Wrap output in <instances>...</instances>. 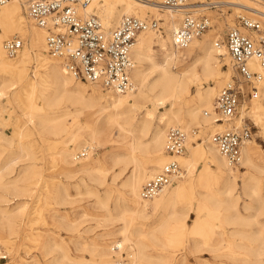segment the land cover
I'll return each mask as SVG.
<instances>
[{
    "label": "bare ground",
    "instance_id": "bare-ground-1",
    "mask_svg": "<svg viewBox=\"0 0 264 264\" xmlns=\"http://www.w3.org/2000/svg\"><path fill=\"white\" fill-rule=\"evenodd\" d=\"M153 1L95 0L89 8L80 11L83 16L96 14L108 29L116 27L125 15L151 21L155 20L148 19L151 11H165L166 35L148 29L136 39L131 52L135 65L130 73L135 88L126 93L76 78L66 70L63 58L56 55L61 60L58 62L55 54L47 56L48 29L31 19L24 2L15 0L0 7L3 23L0 22V125L5 111L2 101L16 102L32 124L30 129L38 130L44 141L58 144L54 156L63 166V178H66H52L50 183L45 182L44 191H39L41 171L30 143L22 144L18 153L32 161L27 162L15 178L6 177L16 158L1 160L4 142L11 141L0 130V189L3 190L0 191V237L3 242L11 243L10 239L20 233L26 210L25 202L12 208L16 200L35 195L37 201L51 199L56 203H67L73 196L70 192L73 178L80 174L83 175L81 180L73 184L78 191L76 194L96 196V203L104 208L98 222L99 226H105L101 236L109 237L95 238L90 242L82 239L77 249L88 252L90 257H72L64 239L57 240L53 233H47L44 239L40 235L43 253H55L49 264H112L115 259L123 258L124 251L131 264H189V255L196 256L198 264H264V222L260 220L264 215V147L254 140H247L242 148L240 165L231 164L213 141L216 132L231 124L206 115L207 111L214 112L220 87L231 77L230 68L223 75L218 67L229 53L225 43L217 44L223 27L212 24L211 33L194 38L186 48L181 47L175 43L174 33L182 25L185 12L162 7V0ZM19 3L24 6V11ZM205 3L196 0L189 4L199 13L210 10ZM208 3L234 4L236 14L237 6L244 11L248 8L264 10L262 4L257 8L238 0H212ZM16 28L18 31L13 35ZM18 35L24 39V45L17 58L11 59L5 43ZM155 43L163 49V60L156 59L153 54ZM31 59L36 65L29 70ZM251 67L264 76V68L257 62H252ZM257 88L258 97H251L250 103L241 106L237 124L249 116L264 137V78ZM142 108V114L137 117L136 111ZM81 115H85V121L80 120ZM155 120H158L157 124H154ZM116 125L119 135L129 133L130 141L124 151L112 154L113 159L131 169L121 184L123 192L118 193L111 208L109 190L100 193L95 188V185L105 183L107 175V169L100 165L104 153L103 156L95 153L98 149L106 150L113 142L109 130ZM193 125L215 130L207 139V160L204 171L200 172L197 170L198 161L206 157L201 147H190L187 129ZM176 126L183 128L188 136L187 149H190L191 157L187 158L185 153L178 158L185 168L180 182L168 186L152 199H144L142 187L162 171L169 159L167 132ZM19 133L23 135L24 131ZM147 135L148 139L143 140ZM83 151H87L88 157L79 158L77 155ZM28 170L32 176H21ZM203 180L209 183L197 192L198 217L204 215V209L216 213L222 225L252 228L247 235L242 233L247 240L241 242L243 251L237 252V242L226 246L224 235L216 233L195 241L177 261L174 251L168 249L175 239L171 231L185 220L188 211L179 215L173 208L188 185L197 186ZM82 186L85 191L80 190ZM240 200L244 202V211L238 209ZM251 210L255 212L251 213ZM154 216V221H150ZM114 219L119 224L107 228L109 221ZM71 230H78V226L71 227ZM240 231L237 227L232 235ZM79 236L80 239L83 237L81 233ZM193 238L196 240L195 236ZM153 247H160L155 254L150 251ZM225 247L228 250H223ZM206 251L211 253L209 259L201 256ZM0 258H7V255L1 252ZM223 258L231 261L228 263ZM21 264L37 263L24 260Z\"/></svg>",
    "mask_w": 264,
    "mask_h": 264
},
{
    "label": "built area",
    "instance_id": "built-area-1",
    "mask_svg": "<svg viewBox=\"0 0 264 264\" xmlns=\"http://www.w3.org/2000/svg\"><path fill=\"white\" fill-rule=\"evenodd\" d=\"M15 0H0V7ZM28 15L37 25L48 29L47 42L51 53L64 59L68 72L85 81L98 82L105 89L122 93L135 86L131 70L135 62L131 56L138 35L148 29L159 30L160 20L125 15L114 28H106L96 14L83 16L80 11L89 8L95 0H20ZM190 0H162L165 8L185 12L182 25L174 33V41L188 47L192 40L212 27L213 18L207 13L193 10ZM210 4V5H209ZM206 5V6H205ZM207 9H217L221 16L232 11L234 4L205 3ZM241 11H244L243 8ZM1 30V27H0ZM231 57L234 74L224 85L215 101L214 112H206L218 122L231 124L213 135L220 152L231 164L237 166L242 160L245 142L253 138V125L249 119L237 124L240 108L247 94L258 97L257 85L264 76L251 67L257 62L264 68V10L249 9L235 15L232 25L227 26L223 39ZM24 39L19 35L5 43L12 56L22 49ZM187 134L181 127H172L168 132L166 153L168 161L162 171L144 184L141 195L152 199L172 185L183 174L178 158L187 151ZM87 151L79 153V158ZM112 264H131L127 256L115 259Z\"/></svg>",
    "mask_w": 264,
    "mask_h": 264
},
{
    "label": "rangeland",
    "instance_id": "rangeland-1",
    "mask_svg": "<svg viewBox=\"0 0 264 264\" xmlns=\"http://www.w3.org/2000/svg\"><path fill=\"white\" fill-rule=\"evenodd\" d=\"M158 1L160 0H154L153 2ZM190 1L194 2L196 0ZM204 1L210 2L212 0ZM238 1L257 8H259L261 4L264 5V0H261V2L259 3H257L258 1L255 0ZM18 5L20 6L21 11L25 10L24 6L21 3H19ZM229 10H225L226 13L224 16H221L217 9H210L205 11V13H207L208 15H210V17L213 18L212 24H214V26L218 27L221 25L223 27V29L219 33L220 39H223V35L227 29V26L231 25L235 20L236 9L232 8V11ZM241 10L242 9L237 6V14L239 12H244ZM165 17V11L163 10H156L155 12L151 11V14L148 17V19L160 20L161 28L160 30H158V32L162 35H166L167 21ZM0 22L1 24H3L1 19ZM17 31L18 28L14 30L13 35ZM211 32L212 28L204 32L200 36V38L205 35H208ZM7 54L11 59H16L18 56H12L8 52ZM46 54L50 57L52 53L48 50ZM153 54L156 59L163 60V49L157 43L153 44ZM55 57L57 58L58 62L61 61L56 55ZM35 65L36 61L34 59H31L29 70L33 69ZM218 67L219 71L223 75L228 70V68H230L231 76H233L234 69L232 68V61L229 53L227 54V56H225V60H222L218 63ZM227 82H223L220 89L224 85H226ZM86 83L90 84L89 82ZM193 90H195V88ZM250 98L251 96L247 94L245 102L246 104L250 103ZM2 105L5 107V111L3 112V122L0 125V130L8 139H10L11 142H4V146L2 147L3 152L1 160L4 162L8 158H16L13 161L12 169L7 172L6 177L15 178L19 175V171L23 169L27 162L29 163L30 161H32L30 159H27V157H24L22 155L20 156L18 153L22 144L30 143L33 145L32 149L35 153V156L38 157V162L41 171V184L39 185L38 190L44 191L45 182L50 183L52 181V178H60L62 180H65L66 178H63V176H65L63 173V166L55 159L54 156V152H56L59 148L58 144L44 141L43 136L38 130L30 129L32 128V124L29 123L26 116L23 114V111L18 107L16 102L10 103L7 102L6 99H4L2 101ZM161 110L163 111L164 108H162ZM142 112L143 108L138 109L136 111L137 117L140 116ZM85 119V115H81L80 120L85 121ZM244 119H249L251 124L253 125V138L250 140H254L264 147V137L260 132L259 126H257L253 119L249 116H246ZM71 121L72 117L69 118V122ZM157 123L158 120H155L154 124ZM187 130L189 132V138L191 141L190 147H201L203 151H205L203 153L204 157H206L207 139L209 136H212L215 130L209 127L203 128L197 125H193ZM21 131H24L23 135H20L19 132ZM109 136L110 138L114 139L113 142L107 146L106 150L98 149L95 153V155L97 156H103L104 153V158L103 161L100 162V165L103 168L107 169L105 183L103 185H95V188H97L100 193H103L107 189L109 190V193L111 194L109 206L113 208L115 205L114 199L119 192H123V187L121 184L125 180L126 176L129 174L131 168L130 166L126 167L122 163H116L113 159L112 154L118 151H124V148L130 141V138L129 133L119 135L117 125L110 128ZM148 137L149 135L145 136L143 140H147ZM69 145L73 147L72 142H69ZM185 156L187 158L188 156L191 157L190 149H187ZM206 160L207 157L198 161V172L204 171L203 168ZM182 166L184 172V164H182ZM240 169L244 170L243 167H241ZM21 176H32V172L29 170L28 172H22ZM82 176L83 175L78 174L77 176H75V178H73V182L78 183L81 180ZM179 179H177L171 186L180 182ZM74 183L70 185V192L73 194V196L67 203H56L51 199H43L37 201L38 198L34 195L30 196V198L27 197V199L16 200L11 205V207L13 208L25 202L26 211L22 217L23 224L21 223L19 235L10 239L11 243L3 242L4 239L0 237V253L2 252V254L7 255V258H0V264H21L24 260H32L33 263L37 264H49L55 253L46 255L41 250L39 243L41 238L40 235H42V239H44V236H46L47 233H53L57 240L64 239L67 242V246L72 257H77L80 255L90 257L88 252L77 249L79 242H82L83 240L90 242L93 241V239L95 238L106 239L109 237L101 236V233H103V229L105 228V226L98 225V222L101 220L100 216L104 213V208L96 203V196H89L87 194H76L78 191L76 188H74ZM208 183L209 182H207L206 180H203L199 181L197 186L188 185L183 191V193L178 196L175 206L173 208V210H175L179 215L188 211V215L185 220L181 224L175 226L171 231V234L173 237H175V239L171 242V245L168 247V249L174 251L177 261L183 258L187 248L191 247L195 241H202L201 237L203 236L211 237L216 233H222L224 235V243L226 244V246L233 245L234 242H237V252L243 251V246L241 242L247 241L243 237L242 233L244 235H247L248 230L252 228L251 226L227 223H223L222 225L217 215H215L216 213L211 214L204 209V215L202 217L197 216L196 211L197 209H199L197 192L201 187L208 185ZM80 190L85 191V188L82 186ZM0 191L3 190L0 189ZM262 194H264V189L262 190ZM243 203V200L239 201V211H244ZM255 205L257 206L258 204L255 203ZM253 212H255V210H251V213ZM154 219L155 216L152 217L150 221H154ZM260 220L264 222V215L260 216ZM108 224L109 225L107 226V228H112L118 225L119 221H116V219H114L112 221H109ZM75 226H78V230H71V227ZM218 226H221L222 228H219ZM237 227L239 228V230H242V232L240 231L239 234L232 235L233 231ZM254 228H256V226ZM79 233H81L83 236L81 239ZM194 236L196 237V240L193 238ZM158 248L160 247L150 248V251L155 254ZM223 250H228V247H225ZM123 254L124 256H127V253L125 251ZM201 256L203 258L209 259L211 257V253L206 251ZM223 259L228 263L229 261H231L228 258ZM188 263L198 264L197 257L189 255ZM174 264L176 263L174 262Z\"/></svg>",
    "mask_w": 264,
    "mask_h": 264
}]
</instances>
